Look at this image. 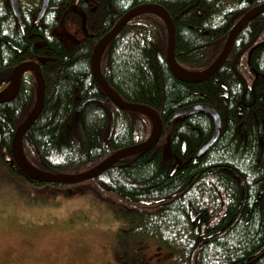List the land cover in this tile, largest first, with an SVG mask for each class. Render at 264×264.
Here are the masks:
<instances>
[{
  "label": "trees",
  "instance_id": "16d2710c",
  "mask_svg": "<svg viewBox=\"0 0 264 264\" xmlns=\"http://www.w3.org/2000/svg\"><path fill=\"white\" fill-rule=\"evenodd\" d=\"M40 1L31 0L30 9L21 12L37 11ZM49 2L54 6L38 24L35 15H27L37 33L27 43L8 0H0V33L7 30L15 47L0 42V89L9 67L42 57L44 102L22 137V154L38 171L76 174L153 131L144 112L115 106L91 71L94 45L124 13L143 3L161 5L174 22L175 61L187 72H202L216 60L236 21L264 0H78L84 15H58L76 0ZM67 20L79 28L70 40L54 31ZM167 39L161 16L140 13L105 45L99 60L103 78L120 98L158 112L162 132L154 146L80 183L25 176L6 163L4 153L10 154L13 135L35 102L36 80L26 74L15 97L0 102V170L32 187L94 194L117 218L137 225V239L166 253L162 264H264V11L242 28L222 66L203 79L175 76L166 59ZM104 102L114 112L110 135ZM198 103L211 105L221 119L218 138L200 157L196 152L212 134V117L206 112L174 117Z\"/></svg>",
  "mask_w": 264,
  "mask_h": 264
},
{
  "label": "rangeland",
  "instance_id": "374dc122",
  "mask_svg": "<svg viewBox=\"0 0 264 264\" xmlns=\"http://www.w3.org/2000/svg\"><path fill=\"white\" fill-rule=\"evenodd\" d=\"M63 29L70 30L64 25L54 31L70 40ZM4 187L10 193L0 194V264H140L141 251L145 264L168 259L148 239H137L136 224L117 218L110 204L92 193L68 194L50 185L32 187L2 168L0 192ZM28 198L31 205L26 203ZM17 203L30 209V214L18 213L27 220L8 209L11 205L17 212Z\"/></svg>",
  "mask_w": 264,
  "mask_h": 264
},
{
  "label": "water",
  "instance_id": "95a60500",
  "mask_svg": "<svg viewBox=\"0 0 264 264\" xmlns=\"http://www.w3.org/2000/svg\"><path fill=\"white\" fill-rule=\"evenodd\" d=\"M9 4L11 6L12 12L14 16L20 21V12L18 7V0H8ZM49 0H42L41 1V7L38 11L36 22L40 20L42 17L43 12L48 7ZM264 11V3L257 5L247 12H245L240 19L234 24V26L230 29L227 38L225 40V43L222 47L221 52L219 53L218 57L214 61L213 65L208 68V70L201 74L196 75H188L184 73L181 69V67L177 64L174 57V40H175V27L174 22L170 18L167 11L159 4L154 3H143L140 5H137L130 10H128L126 13H124L113 25V27L105 33L94 45L91 53V71L94 76L95 81L99 85V87L106 93V95L109 97L111 102L125 110H138L142 111L148 116L152 118L153 121V133L152 135L144 140L142 143H138L135 145H131L126 148H122L114 152L113 154L109 155L105 160L97 164L95 167L88 169L86 171L76 173V174H63V173H40L36 171L34 168H32L24 159L22 155V149H21V140L24 135V133L28 130V128L32 125V123L37 118L38 114L40 113L43 102H44V90H45V84L44 80L41 74V70L38 65L32 62H24L19 64L15 69V90L9 95H3L0 93V102L8 100L13 97L14 93L17 90V87L19 85L20 79L22 77L23 72L31 66V64H34V68L36 70V79H37V94L35 103L33 105V108L31 112L28 114V116L25 118V120L21 123V125L17 128L15 131L12 142H11V149L10 154L4 153V159L6 163L9 166H12L14 168H18L21 173H23L25 176L35 179V180H41L45 182H59V183H80L89 179H92L98 175H100L103 171L111 167L114 163H116L119 159L135 154L140 151L148 150L152 146H154L157 141L159 140L162 132V123L161 119L159 117L158 112L151 108L150 106H147L145 104H138V103H130L124 101L122 98H120L107 84L105 79L103 78L100 70V54L102 49L105 47V45L123 28V26L133 17L140 13L145 12H154L157 13L159 16L163 18L167 25L168 30V39H167V47H166V59L168 62V65L171 69V71L175 74L176 77L182 80H193V79H203L208 77L209 75L215 73L225 62L226 58L228 57L233 43L239 34V32L242 30V28L253 18H255L258 14ZM92 100H99V99H92ZM89 101V100H88ZM86 101H83L79 106L78 109L85 103ZM106 106L110 109L111 114V122H110V130L109 135L111 134L113 127H114V112L112 106L104 102ZM241 110V108H239ZM197 112H206L208 113L214 122V131L210 138L203 143V145L198 149L196 156L200 157L203 156L207 150L213 145V143L216 141L220 127H221V119L217 111L208 104L205 103H198L194 104L188 107H185L181 110H179L174 117L181 116L184 114H192ZM184 145L182 152H184ZM192 216H195L193 213Z\"/></svg>",
  "mask_w": 264,
  "mask_h": 264
},
{
  "label": "flooded vegetation",
  "instance_id": "af4514ba",
  "mask_svg": "<svg viewBox=\"0 0 264 264\" xmlns=\"http://www.w3.org/2000/svg\"><path fill=\"white\" fill-rule=\"evenodd\" d=\"M41 1H42V0H41ZM41 1H40V5H39L37 11L29 10L28 12H21V11L24 10L25 7H26V9H27V8L30 9V8H29V4L31 5V3H32L31 0H27V1H25L24 4H23L21 1L18 2L19 12H20V21H18V19L15 17L16 20H17V25H18V28L16 27V30L18 29V30L20 31L19 33H20V35H21V37H22V41H23V42L26 41L27 43H29L32 39L36 38V36H37V33L34 32V31H32V29H31V27H30L31 24L29 25V23H28V19H29V18L27 17V15H35V17L32 16V20L35 21L36 24H38V23L40 22V20L42 19L43 15L45 14V12H46L47 10H49V8H52L51 6H54V5H52L50 2H48V7H47L46 10L43 12L42 17L40 18V20H39L38 23H37V22H36V17H37V14H38L39 9H40V7H41ZM94 2H95V1H94ZM8 3H9V1H8ZM9 6H10V4H9ZM10 7H11V6H10ZM11 10H12V9H11ZM92 10H94V8H92ZM33 11H34V12H33ZM13 15H14V14H13ZM58 15H84V13L78 9V0H76L75 4H74V5H71L67 11H64V12H62V13H58ZM64 25L68 26L69 29H70V30L68 31V33H67L66 30L63 29V32H64V35H65V36H72V34H73L74 36H76V37L79 36V28L76 27L77 25H76L75 22H72V23H71L70 20H67V21L64 22L61 26L63 27ZM77 28H78V29H77ZM55 30H56V29H55ZM0 34H1V35H0V42L6 43V44L10 45L12 48H15L14 45H12V44L10 43V41H9L8 39H6V37H5V36H7V30H5V31L2 30ZM24 50H26V49H24ZM20 52H22V50L18 49V53H20ZM24 62H32V63H35L36 65L39 66V68H40V70H41L42 57H41V56H38V55H37L36 57H34V58H28V59H24V60H22V61H20L18 64H16L15 66H13L12 68L9 67V68H10V69H9L10 72H9V75H8V78H7V81H6V84H5V85L9 84L8 86L12 87V90H15V87H14V85H15V76H14L15 69H16V67H17L19 64L24 63ZM31 66L33 67L34 64H33V65L31 64ZM29 72H30V71H28V68L23 72L22 77H21L20 82H19V85H18V87H17V90H16V92L14 93L13 97H15V95H16V94L18 93V91L20 90L21 85H22V82H23V78H24V76H25L26 74H31V75H33V77L35 78V76H36V70H35V68H34V74H33V73H29ZM41 74H42V73H41ZM255 76L257 77L258 75L255 74ZM35 80H36V79H35ZM5 85H4L3 87H6ZM36 87H37V81H36ZM2 90H3V88L0 89V91H2ZM36 94H37V88H36ZM13 97H12V98H13ZM156 260H158V261L155 262V263H157V264H162V262H161L162 259H161V258H156ZM162 261H163V260H162Z\"/></svg>",
  "mask_w": 264,
  "mask_h": 264
},
{
  "label": "crops",
  "instance_id": "0c3cea01",
  "mask_svg": "<svg viewBox=\"0 0 264 264\" xmlns=\"http://www.w3.org/2000/svg\"><path fill=\"white\" fill-rule=\"evenodd\" d=\"M4 189H5L4 192H0V194H9L10 193L9 191H7L8 190L7 187H4ZM22 192H24V191H22ZM26 203H27V205H31L29 198L27 199ZM15 208L17 209V212L14 211V207L11 205H9L8 209L10 210V212L17 215L18 217H21L23 220H27L26 217L24 218L22 215H18L19 212L23 213V214H25V213L30 214L31 213L30 209L27 206H25V203H17Z\"/></svg>",
  "mask_w": 264,
  "mask_h": 264
},
{
  "label": "bare ground",
  "instance_id": "6f19581e",
  "mask_svg": "<svg viewBox=\"0 0 264 264\" xmlns=\"http://www.w3.org/2000/svg\"><path fill=\"white\" fill-rule=\"evenodd\" d=\"M181 69H182V71H183L184 73H186V74H188V75H194V74H196V73H192V72H187V71H185L183 68H181ZM28 71H32V72H34L33 68H29ZM10 90H11V88L8 86V87H6V88H5L4 90H2V91H3L4 94H8V93L10 92ZM193 105H194V104H193ZM189 106H191V105H189ZM186 107H188V106H186ZM177 112H178V111H177ZM177 112H176V113H177ZM176 113H175V114H176ZM175 114H174V115H175ZM148 117H150V116H148ZM150 119L152 120L151 117H150ZM24 120H25V119H24ZM152 122H153V121H152ZM20 125H21V124H20ZM20 125H19V126H20ZM220 128H221V127H220ZM16 130H17V129H16ZM242 130H244V127H242ZM213 131H214V122H213ZM213 131H212V133H213ZM219 133H220V131H219ZM211 135H212V134H211ZM218 136H219V134H218ZM209 138H210V137H209ZM209 138H208V139H209ZM217 138H218V137H217ZM142 142H143V141H142ZM142 142H140V143H142ZM204 143H205V142H204ZM202 145H203V144H202ZM200 147H201V146H200ZM116 151H117V150H116ZM116 151H114V152H116ZM114 152H113V153H114ZM113 153H112V154H113ZM196 153H197V152H196ZM196 157H197V156H196ZM194 161H195V159H194ZM194 214H195V216L197 215L196 212H194Z\"/></svg>",
  "mask_w": 264,
  "mask_h": 264
}]
</instances>
